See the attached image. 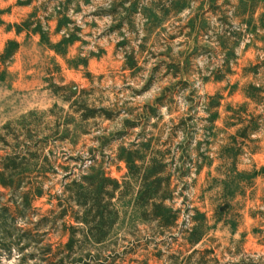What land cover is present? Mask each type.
<instances>
[{"label": "rangeland", "instance_id": "374dc122", "mask_svg": "<svg viewBox=\"0 0 264 264\" xmlns=\"http://www.w3.org/2000/svg\"><path fill=\"white\" fill-rule=\"evenodd\" d=\"M8 41L0 157L29 141L19 175L37 216L10 218L0 264L80 260L58 215L85 176L121 185L117 222L91 249L108 264H264V0H0V54ZM125 159L157 196L138 204ZM0 192V207L18 200ZM154 203L176 212L172 228L151 221Z\"/></svg>", "mask_w": 264, "mask_h": 264}, {"label": "trees", "instance_id": "16d2710c", "mask_svg": "<svg viewBox=\"0 0 264 264\" xmlns=\"http://www.w3.org/2000/svg\"><path fill=\"white\" fill-rule=\"evenodd\" d=\"M18 45L14 41H8L3 52L0 54V81L3 79L4 71L9 60L17 52ZM8 129V126H4L1 131ZM4 136L0 132V144H6ZM15 142H18L19 136L11 135ZM29 141L23 140L20 144L22 146L21 151H13L10 154H5L0 157V189L8 191L12 196L18 197L15 202L13 198L9 199V207H0V236L3 237V241L0 247L1 249L11 252L9 248L12 240V233L9 231L11 220H14V216L26 220L37 216L36 212L31 209V203L33 201V193L30 188V183H24L23 177L19 175L25 167L28 166L27 156L29 151L26 148V144ZM9 146V145H6ZM25 146V147H24ZM128 172L132 178H141L142 188L139 192L137 202H143L153 199L157 196V191L160 186L159 181L152 176L136 173L133 175L134 167L129 159H125ZM121 185L114 179L102 177V176H85L80 181H72L71 184L64 187V194L67 203L66 207H63L58 217L63 220L68 217L72 222V225L62 224V228L69 235L67 242L64 245V251H66V258L70 259L73 256H80V260L73 262V264H108L107 257L101 258V254L93 256L91 251L98 250L97 247H101L105 244L107 236L117 222V212L113 208V200H118L121 193ZM36 196H39L38 191ZM4 196L0 192V198ZM13 206V207H11ZM13 210V211H11ZM11 212H13L11 214ZM151 215V221L156 222L159 227L172 228L177 220L176 212L165 207L162 203H154L149 211ZM47 217H41L36 227L48 226ZM27 234V233H23ZM193 237L189 243L194 246L200 241V234L198 229L193 228L190 232ZM26 236H22L17 240L14 248H16L19 254H22L26 250V246L19 247V243L28 239H22ZM77 237H79L77 239ZM9 244V245H8ZM96 247V248H95ZM93 249V250H91ZM100 252V250H98ZM61 264V263H60Z\"/></svg>", "mask_w": 264, "mask_h": 264}]
</instances>
